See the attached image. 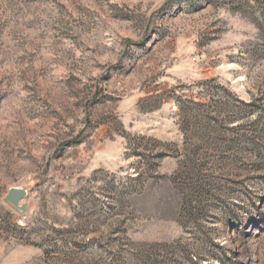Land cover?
I'll return each instance as SVG.
<instances>
[{"label":"rangeland","instance_id":"rangeland-1","mask_svg":"<svg viewBox=\"0 0 264 264\" xmlns=\"http://www.w3.org/2000/svg\"><path fill=\"white\" fill-rule=\"evenodd\" d=\"M0 264H264V0H0Z\"/></svg>","mask_w":264,"mask_h":264},{"label":"water","instance_id":"water-1","mask_svg":"<svg viewBox=\"0 0 264 264\" xmlns=\"http://www.w3.org/2000/svg\"><path fill=\"white\" fill-rule=\"evenodd\" d=\"M28 196V192L25 189L19 187L10 188L5 196V201L20 212L26 210V206L21 202Z\"/></svg>","mask_w":264,"mask_h":264}]
</instances>
